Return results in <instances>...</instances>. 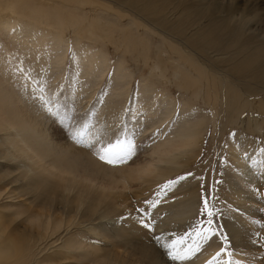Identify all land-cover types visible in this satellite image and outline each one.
I'll list each match as a JSON object with an SVG mask.
<instances>
[{
    "label": "bare ground",
    "instance_id": "6f19581e",
    "mask_svg": "<svg viewBox=\"0 0 264 264\" xmlns=\"http://www.w3.org/2000/svg\"><path fill=\"white\" fill-rule=\"evenodd\" d=\"M67 1L70 0H0V18L3 19L0 20V30L6 32L5 38L8 35V38L12 36L14 39L21 40L20 43L25 42L27 45L24 46V50L28 48L31 54L33 52L31 58L38 54L41 62H43L42 58L50 59L55 68L62 61L66 52L65 47H67V40L61 34L69 31L79 34L81 37L76 36L73 39L72 59L76 70L79 71L76 78L81 80H89L94 77L101 79L109 68V59L107 54L101 51V48L100 50L94 45L82 44L83 41L87 42L89 39L93 41V44H97L96 42L102 44L103 41H109L111 36L112 48L115 51H118L119 48L123 49L125 55L131 56V61L138 60L146 66L145 59L149 58V49L145 44L146 40L144 41L142 35H138L140 31L138 28L143 30V35L150 33V35L162 39L159 40L161 45L156 48L161 50H157L158 54L155 55L151 64L149 79H161L163 83L174 82L173 79L177 78L176 75L182 72L179 69L189 68L188 64L195 66L207 63L231 65L235 71L246 78H251L254 71L256 73L253 77L259 78L258 80L264 76V62H261L264 59V0H107L120 8L117 11L131 10L138 21L142 23L140 27L134 26L135 24L132 23V25L128 24L126 30L116 27V22L112 23L107 30L101 29L98 24L103 21V15L94 9H91L93 16L86 17L87 21L84 20L85 23H83L73 15V11L76 9L70 10L66 4L69 3ZM30 5L32 8H24ZM85 7L87 8L86 5ZM27 9L30 10L32 16H37L40 22L27 20L24 18L25 16L20 15L19 10ZM91 10L88 9V13ZM114 16L116 19V15ZM118 33L122 35L120 39L116 37ZM104 34H108V36ZM12 43L14 44V42ZM261 44L262 50L257 52L256 49ZM27 52L25 50L24 53ZM1 59L3 58L1 57ZM34 65L33 67H35ZM113 66L112 81L116 87H112L113 93L110 97H104L105 105L113 102V98L121 97V93L126 91L127 85L132 79L131 72L123 59L116 60ZM189 69L192 71L193 68ZM197 73L195 75V73L187 71L181 74L184 78L189 79V85H186L191 89L200 84V88L204 86L202 83L207 75L202 72ZM0 79V264H167L168 262L163 260L160 252L147 243L148 235H150V239L155 240L154 236L157 234L151 235L150 231L148 232L146 229L149 234L145 231V228L139 223L138 217L141 215L134 216V206L130 207L132 209L129 211V204L132 205L128 202L129 195H133L131 192L134 186L144 184L146 189L143 188V190H148L147 186H150L152 182L155 184L160 179L164 180L170 174L172 175L175 169H178L172 170L171 168L177 164V159L181 157V154L188 150L198 131V123L189 124V120H186L191 115L186 113V108L181 107L178 116L182 118V121L174 124V126L179 125V131L182 132L176 133L179 136L175 142L173 141V145L167 146L168 148L165 149V140L163 141V138L160 139L158 136L159 139L155 143L149 141L153 144L154 151L151 149L152 152L150 150L146 156L141 153L144 157H140L141 160L137 158L139 161L137 160L138 162L136 161L135 164L127 168L113 169L92 159L90 153V155H87L88 152L85 153L86 150L85 152L77 150V148L74 150L69 147L70 142L68 143V141V146L63 144V140L60 141L62 138L58 137L54 130L51 131L50 127L45 126L49 121L43 122L44 118L40 119L35 108L27 107L25 103L24 105L21 102L22 99L18 100L13 93L5 92L4 87H8L4 80L6 78ZM238 79L243 80L241 76ZM94 81L92 80V83ZM92 83L91 85H94ZM118 83L120 85L122 83V85L119 86ZM74 86L80 89L82 87V90L84 88L82 82ZM82 90L78 93H81ZM195 90L198 91V88ZM162 91L154 89L149 80L142 79V83L139 84V89L136 91L139 94L138 100L145 102L149 94L147 100L150 99L152 103L149 101L151 104L145 109L144 102L140 101L139 110L144 109L140 113L141 117L155 116V112L162 111V109L165 111L166 118L170 117L175 105L167 99V95ZM127 93L128 91L123 94L127 95ZM27 105L29 104L27 103ZM103 109H112V107L109 105ZM193 111L195 110L193 109ZM133 114L135 115L134 111ZM160 114L163 113L160 112ZM157 116L159 117V115ZM148 120L150 121V119ZM156 120L158 119L152 121L156 123ZM142 122H140V126H142ZM159 123L157 125H162ZM150 138L152 137L148 139ZM64 141L66 142L65 139ZM184 154L187 155V153ZM154 175L156 177L152 179L151 177ZM153 188L150 187L151 190ZM127 192H130L129 195H126ZM140 192L136 194L140 195ZM145 192L141 194L144 195V198L146 195L149 198L150 194ZM136 194L135 196H137ZM139 198L141 199V197ZM140 202L142 200L137 201L139 205ZM164 206L166 208V205ZM156 208L157 206L154 207V209ZM160 208L158 207V210H164ZM167 209L164 212L170 211V208L169 211ZM173 213L175 212L173 211ZM155 217L157 216L155 215ZM175 217L178 218L176 215ZM175 217L173 215L171 218ZM179 217L181 218V216ZM166 220H163L164 223L162 222L163 224L157 227L162 233L168 229L167 226L165 228ZM172 222H168V224H173ZM77 232H83L89 235L90 239L97 240L98 245L91 244L96 249L89 251L82 246L83 243H80L77 236L80 234ZM164 237L162 235L163 244L171 243L173 237L166 236L167 238L163 240ZM229 237L236 258L243 253L245 255L256 254L254 246L259 240L255 239L254 242L248 230L243 227L237 231L231 230ZM258 252L261 251L258 250ZM257 254L249 263L262 264L264 258L261 255L263 258L261 260ZM197 258L200 260L199 257ZM196 261L197 259L193 262ZM180 262L183 263V261Z\"/></svg>",
    "mask_w": 264,
    "mask_h": 264
},
{
    "label": "rangeland",
    "instance_id": "374dc122",
    "mask_svg": "<svg viewBox=\"0 0 264 264\" xmlns=\"http://www.w3.org/2000/svg\"><path fill=\"white\" fill-rule=\"evenodd\" d=\"M81 1L84 3H82ZM67 2H69L66 4H68L67 6H69L70 10L76 9L75 11H73L74 13L72 11L71 12L76 17L77 20H81L82 22L84 20L85 22L87 21L86 17L90 18L91 16H93L92 15L93 10L91 9H94L99 14L103 15V21H101L98 24L99 27L103 30L109 29L111 24L114 22H116L115 23L116 27L121 28L122 30L128 29L127 28L128 24L129 25L135 24L134 26L138 25L139 27L142 24L140 23V21H138V18L134 16L131 10L123 9L125 12L131 14L125 13L123 10L117 11L120 8H117L114 3L107 0H78V1L70 0ZM79 2H81V4H79ZM85 5L87 6V8L85 7ZM24 8L30 9L32 7L30 5ZM28 9L24 11L19 10L20 15L25 16L24 18L27 20L40 22V19H38L37 16L35 17L32 16L30 14V10ZM88 9L91 10L89 13L87 11ZM133 11L135 13L134 9ZM114 15H116L117 17L116 19ZM119 17L121 18L119 19ZM0 20L3 19L0 18ZM1 31L2 30H0V53H1L0 59L2 57L3 59L1 60L3 62L1 61L2 64L0 62L1 64L0 78L2 79L6 78L4 80L7 82L8 87L6 88L4 87V89L6 90L5 92L13 93V95L18 100L22 99L21 102L23 104L25 103L27 107L31 106L32 108H35L36 110L35 109L34 110L37 112L40 119L43 120L44 118L43 122L45 120L49 121V123L46 121L47 124L45 126L46 127L48 126L47 128L50 127L49 129L51 131L54 130L55 134H58L57 136L62 138L59 139L60 141L63 140L62 141V143L64 142L63 144H65L66 146L70 145L69 147H71L74 150H76V148L77 150L83 152H85L86 150L85 153L88 152L87 155L91 154L90 156L93 157L92 159L96 160L97 162H99L100 164L106 167L113 169L115 168L122 169L123 167L127 168L128 166L135 164L138 159L141 160L144 157L143 155L145 156L148 155L149 151L151 149L152 150L154 149L152 148L153 139L152 138L148 139L149 137H152L150 135L151 134L153 135V133L156 134L157 137L156 140H158L159 138L160 139L163 138V141L165 140L164 143L165 149L170 147V145H173V141L175 142L177 136L179 135L174 134L165 137L161 134L168 133L169 130L171 131L173 128L176 127L174 126V124H177V122L182 121V118H180L178 114L180 112V109H182L181 107L186 108V113L191 114L186 119L189 120V124L190 123L195 124V122L198 123V127H197L198 131L195 137L193 138L192 141L193 143L188 147V150L184 152L187 153V155L183 153L181 154L182 158L179 156L180 158L177 159V164L173 165L171 168L172 170L174 168H178V169H175L172 175L170 174L167 178H164V180L160 179L158 180V182L156 180L157 183L154 184L152 182L150 186H147L148 187L147 189L149 190L150 187L153 188L154 185L155 187L153 188V190L151 189L149 191L143 190V188L146 189V186H144L143 184L141 185L143 187H141L140 185L134 186L135 188L138 187V189H135L133 187V190H135V191L132 190L131 192L133 195L131 194L129 195L130 192H127L126 195L127 194L129 195L128 203H131L132 205L130 206L129 204V208L130 207L133 208L134 206L133 208L134 216L141 215V212L136 211L137 209L146 210L150 214L152 213L150 216H147L145 219V222L150 221L152 223L153 231H151L150 234L152 235L156 233L161 237L162 235H164L165 237L163 238V240H165L167 237L168 238L173 237L171 238L172 239L171 243H172L173 241L178 240L185 233L192 232L193 227H195L197 221L205 222L201 224V227L207 226L206 225L207 217L200 215L199 212V209L202 206L201 194L203 193L205 198H208L210 196L215 197V200L213 202L215 203V207L219 209V215L217 217H213V225L216 227L217 231H220L221 229L223 230V235L227 237V241L226 242L221 241L219 239V236L214 237L209 242L202 243L200 251L197 252L196 255L191 258V260H186V262L183 261V263L196 264L198 262L197 264L199 263L207 264L206 262H208V260L211 261L213 256H215L216 252L220 251L221 248H225V252H228L231 255L226 256L222 253L221 256L217 259V261L214 262V264H223L225 260H228L230 264L233 263L251 264L249 262L253 261V258L257 253H258L257 257H259L261 260L264 258V248H263L264 247V234H263L264 233V152L261 151V149H264V109H263L264 108V76L260 77V80H258L259 78L253 77L256 73L254 71L251 78H246L244 75L235 71L231 65L228 64L216 65L213 63L212 64L207 63V64H199L195 66H190V64H188L189 68L191 67L193 68L192 71L189 68H181L182 70L179 69V71H182L181 74L187 71L193 72L195 73V75L198 74L197 72L199 73L202 72L206 74L207 78L203 80L202 85L204 84V86H202L201 88L199 87L201 86V84L194 86L192 89L189 88L186 85V84L189 85V79L184 78L183 75H181L180 73H178L179 75L177 74L178 76L176 75L177 78L173 79L175 80L174 82L171 81L169 83H163L161 79H149L148 74H150V71L152 69L151 64L154 61L155 55L158 54L157 50H161L156 48L161 45V42L159 40L162 39L160 37H155L153 35H150V33L148 34L146 33L143 35V30L138 28L139 31L138 35H142L144 41L146 40L145 44L148 46L149 49V58L145 59L146 66H144L143 63L138 60L136 62L134 60H133L134 62L131 61L130 59L131 56L125 55L122 51L123 49H120L119 47H118L119 52L115 51L112 48L113 41L111 42L110 40L111 36L109 38V41L107 42L103 41L102 44L99 42H96L97 44L95 43L93 44L92 43L93 41L89 39L90 42L87 41L88 42L87 43L86 41H83L82 44H91L99 49L101 48L102 50L101 49L100 50L107 54V57L109 59V68L106 71V74L101 79L94 77L89 80L86 79L81 80L79 78H76L77 74H79V71L76 70L75 64L72 59L73 56L72 53L74 51V49L72 50L73 48L72 43L74 41L73 39L76 36L81 37L79 34L72 33L70 31L61 34L67 40V47H65L66 49L64 55L65 58L63 57L62 61L59 63L57 68H55L52 60L50 59L46 60V58H42L43 62H41L38 57V54H36L37 57L34 54L35 56H32L33 58L32 59L31 55H33V52L31 54V51H29L28 48L27 49L25 48L26 52L27 51L28 52L24 53L25 52L24 46L27 45L25 42L20 43L21 40L19 41L17 39H14L12 38V36L9 37L10 38L9 39L8 35L5 38L6 32L4 31L5 32L4 33ZM104 35L108 36V34H104ZM120 36L122 35H120L119 33L116 34V37H118V39L121 38ZM12 42H14V44ZM16 43L17 44L19 43L20 46L23 47L21 48L19 44L17 45ZM262 44L256 49L257 52H260L262 50L261 49ZM119 58L123 59L125 65L128 67V70L131 72L132 79L130 80V83L127 85V88L128 87L129 88L128 89L126 88V91L123 90L124 92L121 93V97H116L115 99L113 98L112 99L113 102H111L108 105L107 104L105 105L104 97H110V95H112L113 93L112 87L113 88L116 87L114 82L112 81V74L114 68L113 65H115L116 60H118ZM162 59L164 60V57H162ZM261 62H264V59H262ZM2 65L5 67V69H3L4 67ZM33 65L35 67H33ZM8 66L10 67V69ZM4 75L6 76L4 77ZM239 76L243 78V80L241 79L242 81L238 79ZM142 79H147L150 82H152L154 89H160L161 91L164 90L162 92H164L167 95L166 96L168 97L167 99L170 100L175 105L173 107V111L170 117L166 118V114L164 113L165 111H163V109H162L163 112L161 110H159L158 112L156 111L155 116L154 115L149 116L148 118L141 117L140 113H142L144 109L142 108L143 110L142 109L139 110V106H140L139 103H141L140 101H142L143 103L144 100H138L139 94L136 91L137 89H139V84L142 83ZM92 80L95 81L92 83ZM14 82L15 84H13ZM81 82L83 87L85 88V89L83 88L84 91L82 90V87L80 89L74 86ZM91 83L94 85H91ZM16 84H18L20 88ZM118 85L121 86L122 83L121 85L120 83H118ZM248 85L249 87H247ZM196 87L198 88V91L195 90L197 89ZM80 90H82V92L78 93V91ZM127 91H128L127 95L123 94ZM194 92L196 93L194 94ZM83 93L84 95H82ZM196 94H198L197 97H195ZM148 97H146L145 100L146 103L144 102V104L146 105V107L144 105L145 109L149 106V104L152 103L150 99L147 100ZM46 98H51L55 100L57 102V107L60 109V111L65 116L71 117L72 118L71 121L69 122L66 120L64 123H61L60 120L57 119L55 116L50 115L49 112L46 110L45 104L41 103V101ZM137 100L139 101L138 103ZM28 101L31 103H29ZM27 103L29 105H27ZM109 105H111L112 109H106V110L103 109L104 107ZM193 109L195 111H193ZM133 111L135 115L133 114ZM191 111L193 112V114ZM160 112L163 114H160ZM157 115H159V117ZM148 119H150V121ZM155 119H158L159 121L156 120V123L155 121L153 122L152 120ZM161 119H163V121H160ZM140 122L143 123L142 126H140L141 125ZM157 122L158 123L161 122L162 125H157L158 124ZM69 123H72L76 126V129L79 132V136L77 138L81 139L82 141L84 140L83 145L77 144L73 139L69 137V134L66 130V125ZM154 123L155 126H153ZM133 132L137 133L136 144L139 146L140 150H138L137 156L134 157L133 160L126 165L113 167L101 163V161L97 159V157L93 154V149L84 146L89 144L90 145L95 144L97 139L100 140L101 142H107L109 140L115 142L117 137L121 139H125L128 137V135H130ZM179 132L177 133L179 134ZM92 135H94L95 137ZM158 136L160 137L158 138ZM64 139L66 140V142L64 141ZM87 140L89 141L87 142ZM67 141L68 143L70 142V144H68ZM149 141L150 142L152 141V143H150ZM171 141L172 144H170ZM71 143L73 144V146H71L72 145ZM81 148L84 150H82ZM141 149L146 152H143ZM147 152L148 154H146ZM182 159H184L185 161ZM182 161L183 163H181ZM178 163H180L181 165ZM189 173H191V175H188ZM180 176H185L186 178L180 180L178 183H173L169 185L167 188L164 187V185L168 181L170 180L175 181ZM155 177L156 175L152 176L151 178L155 179ZM217 181H219V183H217ZM144 191L146 192L148 191L147 193L151 195V196L149 195L148 198L147 197L148 195H146L147 193L145 192L146 193L145 198L147 197L146 200L143 197L144 195H142L144 194L142 193ZM139 192L140 195L136 194ZM135 194L137 196H135ZM139 197H141V199ZM141 200L143 204L142 202H140L139 205L137 201L139 202ZM152 203H154L157 206L156 209H154V207L149 208L148 204H152ZM163 203L164 205H166V208L164 205H162ZM158 207H161L164 210H166L168 207L167 210L169 211L170 208V211L164 212V210H158ZM132 208H130L129 211H131ZM173 211L175 213H173ZM171 213L174 215V217L176 215L178 218L176 217L171 218L173 216ZM155 215L157 217H155ZM179 216H181V218ZM138 218L139 220L141 219V217ZM157 219L159 221L161 220L162 221L159 222ZM163 220L167 221V222L165 221L166 224L165 228L166 226L168 228L165 229L164 233H162V231L157 228L159 225H162L164 223ZM184 221H186L187 223ZM156 222L158 223L156 224ZM168 222H172L174 225L171 223H169L170 224L169 225ZM178 223L180 224L178 225ZM184 225H186L187 227ZM177 227H179L181 230ZM242 227L245 230H248V233L251 234L253 241L255 239L259 240L258 242L255 240L256 243H258V244L255 243L254 246V250L256 254L255 255L246 254L249 256L251 260L244 253H243L244 255L241 254L239 255L240 257L236 258L234 255V251H232L229 233L231 232V230L237 231ZM145 231L147 232L146 229ZM170 231H174V232L170 233ZM168 232L170 233V235ZM77 233L80 234L77 236L79 237L78 240L80 241V243L81 244L83 243L82 246H84L89 251H94V249H96L93 246L95 244L98 245L97 240L90 239L89 235L83 232L82 233L77 232ZM165 233L168 234L166 235ZM149 236L150 235H148L147 237L148 239L147 243L152 245L155 249H157L160 252L163 260L166 263L168 262L167 264H174V263L183 264L180 261L173 262L172 260H170V258L167 257L168 256L167 253H165V251L167 250L161 247L160 244H157L155 240L150 239ZM225 243H226V247H225ZM91 244H93V246ZM258 250L263 252L262 253L258 252ZM261 255L263 256V258ZM200 256L201 257L204 256V257L201 258ZM197 257H199L200 260ZM168 259L169 261H167ZM196 259L197 261L193 262ZM241 260L242 262H240ZM263 260H262V264H263Z\"/></svg>",
    "mask_w": 264,
    "mask_h": 264
},
{
    "label": "snow or ice",
    "instance_id": "6c2138e0",
    "mask_svg": "<svg viewBox=\"0 0 264 264\" xmlns=\"http://www.w3.org/2000/svg\"><path fill=\"white\" fill-rule=\"evenodd\" d=\"M42 103L45 104L46 110L49 112V114L55 116L60 120L61 123H64L66 120L69 122L71 121V117L65 116L60 111L55 100L46 98L42 100ZM66 130L71 139H73L77 144L83 145V141L77 138L79 136V132L74 124H67ZM178 131L179 125H176V127L173 128L170 132L162 133L161 135L168 137L170 135L176 134ZM136 135L137 133L133 132L125 139L117 137L115 142H112L111 140L107 142H101L100 140H97L95 144L84 146L93 149V154L102 163L117 167L128 164L133 160L134 157L137 156L139 146L136 144ZM152 139L155 143L157 139L155 133H153ZM261 151L264 152V149H261ZM188 175H191V173H189ZM185 178V176H180L175 181L170 180L164 185V187L167 188L169 185L178 183L180 180H183ZM217 183H219V181H217ZM214 200L215 197L210 196L208 198H205L204 194H201L202 206L200 207L199 212L200 215L207 217L206 227H201V224L205 223L204 221H197L195 227H193L192 232L185 233L178 240H175L172 243L162 244V237L159 235L154 236L156 243L160 244L161 247L167 250V255L172 261L191 260V258L200 251L202 243H207L214 237L219 236V239L221 241H227V237L223 235V230L221 229L220 231H217L216 227L213 225V217H217L219 215V209L215 207V203L213 202ZM155 206L156 205L154 203L149 204V207ZM137 211L141 212V219L139 220L141 226L150 232L153 231L152 223L150 221L145 222L146 217L150 216L151 214L146 210L137 209ZM222 253L226 256L231 255L230 253L225 252V248H221L220 251L216 252L212 260L207 262V264H214V262L217 261ZM223 264H230V262L228 260H225Z\"/></svg>",
    "mask_w": 264,
    "mask_h": 264
}]
</instances>
